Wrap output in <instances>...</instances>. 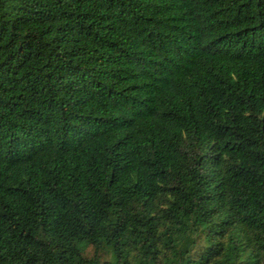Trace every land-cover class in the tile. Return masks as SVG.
Listing matches in <instances>:
<instances>
[{"label": "trees", "instance_id": "16d2710c", "mask_svg": "<svg viewBox=\"0 0 264 264\" xmlns=\"http://www.w3.org/2000/svg\"><path fill=\"white\" fill-rule=\"evenodd\" d=\"M0 264H264V0H0Z\"/></svg>", "mask_w": 264, "mask_h": 264}]
</instances>
